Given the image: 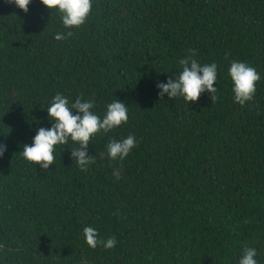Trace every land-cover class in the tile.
Returning a JSON list of instances; mask_svg holds the SVG:
<instances>
[{"label": "trees", "instance_id": "16d2710c", "mask_svg": "<svg viewBox=\"0 0 264 264\" xmlns=\"http://www.w3.org/2000/svg\"><path fill=\"white\" fill-rule=\"evenodd\" d=\"M67 31L41 0L26 13L0 0V264H238L245 247L264 264V0H93L54 39ZM193 51L218 65L217 99L160 98ZM233 60L260 75L244 106ZM58 93L101 117L115 99L128 106L127 123L90 141L86 172L71 141L46 171L21 154L51 127ZM130 134L129 156L109 159L110 140ZM88 226L116 247H89Z\"/></svg>", "mask_w": 264, "mask_h": 264}, {"label": "clouds", "instance_id": "9594fccd", "mask_svg": "<svg viewBox=\"0 0 264 264\" xmlns=\"http://www.w3.org/2000/svg\"><path fill=\"white\" fill-rule=\"evenodd\" d=\"M25 13L33 0H7ZM52 13L59 14L62 25L67 32H57L54 36L56 41H63L71 36L72 29L84 25L90 16L93 0H41ZM195 52L180 59L179 64L182 71L167 82H158L157 88L160 98L167 95L170 99L182 97L187 103L199 100L201 94L207 92L212 95L213 101L217 99L218 87H214L218 80V65L201 64L195 58ZM232 81L233 100L241 106L253 99L256 91V84L260 80L257 70L248 63L233 60L227 70ZM95 104L92 100H85L79 97L75 102L62 93L56 94L47 107L50 128L40 127L32 143L25 144L21 152L25 161L33 165H39L41 170H49L54 164L55 151L57 146L66 145L71 141L75 147L71 149V156L76 165L87 171L88 166L94 163V157L89 155L88 147L90 141L98 134H107L113 129L128 122V106L118 99L107 105L105 114L101 117L93 109ZM138 141L134 135L116 140L111 139L107 144V156L111 160H124L137 146ZM7 151V145L0 144V158ZM118 178V173H115ZM85 243L92 249L102 246L105 249H113L117 245L114 236L108 239L100 238L98 231L91 227L83 229ZM257 249L245 247L239 256L238 264H258L256 259Z\"/></svg>", "mask_w": 264, "mask_h": 264}]
</instances>
